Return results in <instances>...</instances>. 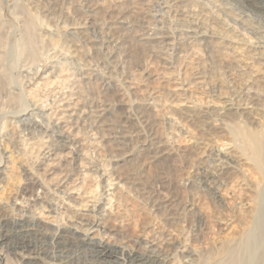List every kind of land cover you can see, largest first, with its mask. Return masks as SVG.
<instances>
[{
    "label": "bare ground",
    "instance_id": "6f19581e",
    "mask_svg": "<svg viewBox=\"0 0 264 264\" xmlns=\"http://www.w3.org/2000/svg\"><path fill=\"white\" fill-rule=\"evenodd\" d=\"M9 1L0 0V91L19 95L10 125L31 135L39 167L1 220L0 241L13 239L23 264H60L69 240L88 264H264V0ZM65 5L82 17L67 23ZM7 7L20 23L16 32L2 18ZM130 39L163 61L157 77L168 92L144 89L128 70ZM212 53L229 65L226 82L203 69ZM165 120L201 135L181 129L200 159L187 187L230 209L242 208L230 200L249 198L243 228L220 247L171 245L150 233L133 247L109 223L135 190L123 166L178 152L157 132ZM1 159L0 194L17 162L9 151ZM152 208L169 220L197 211L157 194ZM55 213L76 216L67 225ZM234 224L223 223L226 231Z\"/></svg>",
    "mask_w": 264,
    "mask_h": 264
},
{
    "label": "rangeland",
    "instance_id": "374dc122",
    "mask_svg": "<svg viewBox=\"0 0 264 264\" xmlns=\"http://www.w3.org/2000/svg\"><path fill=\"white\" fill-rule=\"evenodd\" d=\"M15 1L10 0V5ZM54 8L56 10L57 6ZM65 8H70L71 15V18L65 19L67 23H73L75 22L74 19L78 20L82 17V14L75 10V7L67 5L62 7V9ZM2 18L9 24L12 32L20 29L19 21L10 15L8 7ZM215 27L222 31L220 25ZM136 30L137 26H135ZM15 37L14 39L11 38V43L16 42L17 38L15 39ZM124 46L126 51L124 60L127 68L136 79L144 84L142 87L148 90L145 88L148 85L150 90L158 88L168 92L170 85L157 77L158 74L162 73L163 61L151 53L150 49L132 42L131 39ZM201 55L203 56L204 53ZM208 56L203 68L204 71L212 74L215 82H226L228 63L216 53ZM19 83L21 85V81ZM200 97L203 96L200 95ZM18 98L19 95L10 94V91H0V131L3 132L0 134V166L4 163L1 159L2 153L6 151L13 152L17 161L13 183L0 194V223L10 211L16 210L17 203L23 197L29 179L39 167L38 150L29 145L30 141L28 140L31 135L24 132L25 130L22 128H15V126L10 125L12 118L8 116V113L20 106L21 103L18 102ZM179 123L174 125L165 120L160 122L156 128L159 136L179 149L176 154L159 162L147 163L145 166L136 163L123 166L124 172L132 173L131 179L136 184L135 190L132 191L131 197L126 199L124 206L113 215L109 223L117 237L127 242V245L137 247L136 242L142 239L145 234L150 233V235L158 237L162 243L168 240L171 245H180V242L185 241L192 248L215 249L224 244L231 236H238L239 230L241 231L243 228V220L246 216L244 203L249 198L230 200L234 205L239 204L237 207H242L230 209L219 203L209 191L202 188L191 189L186 186V178H197L200 159L195 149L189 150L190 147L181 129L183 127L193 132L197 131L182 120H179ZM41 132H43L42 137L51 135V130ZM41 132L39 134H42ZM197 134L198 137L201 136L200 133L197 132ZM153 194L160 195L161 199L166 200L167 203H173L177 209L193 204L197 210L196 214H188L186 218L169 220L164 217L165 214L152 208ZM55 216L61 223L70 225L71 220L73 221L76 215L73 214L71 219L70 215L61 216L55 213ZM229 219L235 221L236 228L226 231L223 223ZM153 226L156 228L155 230H152ZM14 242L12 239L8 245L0 241V264H23V255L12 250L11 245ZM64 247V258L58 263L88 264L85 253L75 241H67Z\"/></svg>",
    "mask_w": 264,
    "mask_h": 264
}]
</instances>
